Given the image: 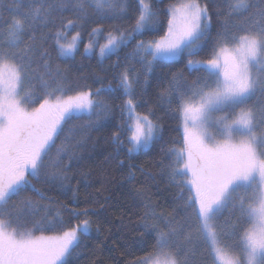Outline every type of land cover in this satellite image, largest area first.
Masks as SVG:
<instances>
[{"label":"snow or ice","instance_id":"6c2138e0","mask_svg":"<svg viewBox=\"0 0 264 264\" xmlns=\"http://www.w3.org/2000/svg\"><path fill=\"white\" fill-rule=\"evenodd\" d=\"M161 3L0 0V264H73L93 229L73 169L89 131L111 118L105 95L120 100L110 137L116 158L122 149L147 150L162 140L163 126L152 108L138 110L148 103L142 89L156 68L182 59L204 75L172 73L157 99L179 121V141L161 148L158 167L178 190L183 215L145 203L141 227L153 243L139 241L143 254L127 264H264V0ZM128 19L130 26L101 23ZM88 23L96 26L84 52L115 57L106 86L100 76L99 87L73 85L53 62V53L77 54ZM99 36L104 43L93 42ZM37 185L72 193L68 219L42 203L50 197ZM135 195L147 199L139 189Z\"/></svg>","mask_w":264,"mask_h":264},{"label":"trees","instance_id":"16d2710c","mask_svg":"<svg viewBox=\"0 0 264 264\" xmlns=\"http://www.w3.org/2000/svg\"><path fill=\"white\" fill-rule=\"evenodd\" d=\"M132 2L134 4V0ZM168 2L169 0H162L160 7H166ZM215 3L222 6L223 0H215ZM101 23L107 29L114 23L130 26L133 21L131 19L123 22L103 20ZM95 26L94 23L85 24L79 50L74 57L67 60L57 59L53 53V62L65 70L69 82L73 85L76 82H87L93 87H99L96 81L97 76L105 78V86L109 80H112L109 65L115 62V57L101 60L97 51L84 52V45L88 43L91 28ZM218 28L219 23L214 17L213 36ZM162 34L159 33V35ZM102 41H104L103 36L100 37V42ZM207 55L206 50L195 59H204ZM186 63L187 60L182 59L174 61L172 67L156 68L148 79L147 87L142 89L141 99L148 103L138 110L144 112L149 107L153 109L154 118L158 117L163 126L162 140L151 148L132 156L122 149L118 159L116 158L117 153L110 137L115 130V125L120 122V112L116 107L120 100L105 95L108 102L113 105L111 118L103 126L89 131L88 142L81 153L83 159L79 164V170L73 169L72 183L79 184L76 199L80 202L81 208L87 206L90 209V219L93 222L90 237L78 250L79 255L73 257V264H127V261L132 260L134 256L142 255L138 242L144 240L148 245L153 243L151 234L141 227L145 203L150 202L158 213H172L177 219L183 215L180 209L182 202L177 199L178 190L170 184L167 175L158 167V162L163 158L161 148L179 141L180 132L177 130L179 121L177 114L160 103L157 94L167 85L172 73L183 72L188 80L204 75L202 72L189 70L185 66ZM112 83L115 85L114 80ZM172 107L174 108L175 104ZM76 123H83V121H76ZM120 160L124 161L123 166L119 164ZM80 171L86 172L87 176L80 175ZM37 187L44 188L50 197L42 203L51 204L54 209L59 208L64 218L68 219L69 209L73 206L72 193L61 191L58 185H37ZM137 189L145 192L147 199L137 197L135 195ZM29 195L35 197V193L30 192ZM72 222L75 223L76 220L73 219ZM141 233L144 235L141 236Z\"/></svg>","mask_w":264,"mask_h":264},{"label":"rangeland","instance_id":"374dc122","mask_svg":"<svg viewBox=\"0 0 264 264\" xmlns=\"http://www.w3.org/2000/svg\"><path fill=\"white\" fill-rule=\"evenodd\" d=\"M73 35H74V33H72V32L69 33L68 42H71V38ZM100 37L101 36L94 38L93 42L94 43H100V44L104 43V41L100 42ZM95 51H97V53H98V50H95ZM95 51H93V52H95Z\"/></svg>","mask_w":264,"mask_h":264}]
</instances>
